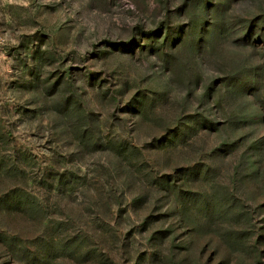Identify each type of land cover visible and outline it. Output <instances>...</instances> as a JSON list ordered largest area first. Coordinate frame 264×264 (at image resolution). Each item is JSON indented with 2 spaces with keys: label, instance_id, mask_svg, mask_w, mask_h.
Masks as SVG:
<instances>
[{
  "label": "rangeland",
  "instance_id": "1",
  "mask_svg": "<svg viewBox=\"0 0 264 264\" xmlns=\"http://www.w3.org/2000/svg\"><path fill=\"white\" fill-rule=\"evenodd\" d=\"M0 264H264V0H0Z\"/></svg>",
  "mask_w": 264,
  "mask_h": 264
}]
</instances>
